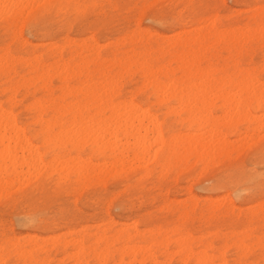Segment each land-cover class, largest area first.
<instances>
[{
    "label": "rangeland",
    "instance_id": "1",
    "mask_svg": "<svg viewBox=\"0 0 264 264\" xmlns=\"http://www.w3.org/2000/svg\"><path fill=\"white\" fill-rule=\"evenodd\" d=\"M0 1H3L0 2V5L4 7L1 8L2 10H5V5H8L7 8L10 10L6 9L11 11L8 13L5 10L4 13L0 9L1 13L3 12L2 14H4L0 15V107L13 113L16 118L14 125L25 129L32 145H34L33 147H36L30 149L32 157L34 154L36 155L32 158L34 161L31 159L30 162H34V166L32 164L30 168H22L24 170L18 167L17 170L19 169V171L17 172V176H20L19 179L13 174L14 172L11 173L7 171L13 170L10 167L11 165L9 166V160H6L7 157H4L6 162L0 161L4 166V168L0 166L1 170L3 169L2 172L0 170L3 178L2 179L0 176V180L2 179L1 182L5 180L2 182L3 184L9 181L10 184L14 185L12 186L9 183L5 185V189L8 187L6 189L7 191H4L6 194L0 191V247L6 245L4 255L7 264H20L17 262L16 256L11 254V251H13L11 245L15 244L16 240H21L25 243V240L32 236H37V240L45 245L46 250L41 257L48 259L47 262L51 264H75L73 262L74 258H69L76 254L75 248L70 246L64 249L61 248V246H56L53 239L57 237V239H61L62 243L64 239L68 242L73 240L76 241V239L80 240L82 236L95 234L98 231V227H104L108 224L112 229L116 225H130L135 221L137 229L144 234L146 241L149 240L151 236L150 231L155 235L157 229H160L163 236L177 227L181 231L180 233H189L194 239H197V242L198 240H204V244H212L213 249L209 252L211 256L217 255L222 251L221 253H224L229 264H234V260L237 258L238 250L236 248V242L238 239L242 238L243 234H250L248 237V239H250L248 242L249 244L264 238V220L263 222L260 220V218L263 217L261 207L264 204V128L263 126L259 127L261 122L253 120L245 123L247 119L244 122L243 118L245 117L243 116L244 114H242L243 118L240 119L243 122H240L239 119V124L235 126L236 122L233 124L234 120L229 121L233 116H230V119L226 121L228 119L227 115H223L224 118L226 117V119L223 120V124L224 122L226 124L228 122V126L225 124L222 125L221 114L224 113L217 109L213 111L210 118L207 116L208 121L210 120L209 122L213 123L212 125L209 123L206 127L202 128L200 124L197 123L190 129L191 120L189 121L187 119L191 118H186L188 114L182 116L175 114L169 115L165 108L159 109L154 107V110H160L158 113L159 123L161 121L160 124H162L166 139L172 138V136L174 138L175 136L178 137L176 134H179V132L181 135L183 133L185 137L193 136L196 132L197 135L198 133L203 135L201 139L205 140L206 143L229 141V144L232 146L238 144V146L235 147L240 148L232 151L231 154L227 156L228 158L222 157L221 159H215L207 168H204L195 157H191L188 165L170 172H163L157 163L150 161L149 164L147 163L149 170H151L148 176H146L147 174L142 170L131 168L119 177L121 180L117 178L102 181L101 179L96 182V180L93 179H79L80 175H77L78 168L82 162L83 164L87 163V158L93 165L103 162V158L97 150L95 148L92 149V144L87 143L86 140L89 139V137L87 139L83 138L86 142L82 140L83 143H87L86 145L81 144L79 147V145L77 146L76 144V141L82 139V137L80 139L79 137L82 136V134L84 136V130L82 129H85L83 128L84 123L83 126H81V122V124H79L78 121L80 119H78V117L77 121L74 119L75 117H71L72 114H76L75 116H77V113L79 114L77 109H75L74 112L66 113L67 115L61 118L58 115L54 117L53 114L48 113L41 117L43 120L38 117V112L31 109V105L36 101L47 100L45 99L46 95L40 89L42 80H44L42 76L45 74L43 70L49 66L62 65L63 62L68 63L72 60L75 61V53L80 51L79 46L82 41H86L89 45L96 42L101 48L100 51L106 61L111 60L114 55L120 59L133 49L132 43L128 39L138 31L143 32L141 35L142 38L152 33L150 35V41L154 42V36L156 35L172 37L182 30L190 32L198 29L196 26L199 25V28H202L205 26L202 20L205 19L216 21L219 30L230 29L236 25L243 26L249 23L256 9L264 8V0H252L253 2L251 0H39L38 2L37 0L38 5H36V2H34V5V3H32L34 0H32V2L29 3L30 7L33 6L35 8L31 7V9L26 7V5V8L23 7L24 4L31 0H27V2L22 0L24 3L22 2L20 6L15 3V0H9L10 2L7 0ZM16 1L21 3L20 0ZM53 4L72 5L73 7L55 9L46 7L47 5ZM114 6L119 7L117 8ZM26 9L28 11L27 14ZM24 10L26 15L23 13ZM154 14H157L155 15L157 17L153 18ZM160 14L163 16L159 19L158 17ZM106 16L108 20L113 21L111 25L110 23L108 25L103 22ZM127 17L133 18L134 24L132 27H128ZM163 17L165 18L163 19ZM41 18H44V20ZM166 18L168 19L167 21ZM162 19L163 21L165 20L162 22L164 24H161ZM36 20L40 23L36 22ZM175 20L178 22L169 23ZM33 24L35 25L33 26ZM64 24L66 25L63 26ZM36 25H38V27ZM94 26L99 27L97 29ZM169 26H176V28L172 27L171 29ZM38 28L41 29L39 30ZM139 40L140 38H137L135 44H137ZM102 44L104 46H102ZM35 54L36 56L34 58L33 56ZM229 57L230 55L227 52L222 53L223 60ZM231 61L232 60H230V63ZM239 61L245 69H252L255 67L259 69L256 72L251 71L252 73L249 75L250 79L256 77L260 79L261 82H264V51L257 42L252 45V50L247 54L244 53V55L239 58ZM35 63H37V65H35ZM44 63H47V66L46 64L44 65ZM250 64L251 67H249ZM39 72H41V75H38ZM36 78H39V80ZM52 81L55 89H58L60 81L56 76ZM138 81L139 77L136 74L126 77L122 94L124 96H129V92H131L133 85ZM59 93V91L56 93V97H58ZM11 96L15 98L13 103H10ZM254 108L255 105H252L249 109V111L252 112V118L256 115L258 119L264 115V110L255 111ZM81 115V121L83 120L82 122H84L86 119L85 112H82ZM217 116H220V119ZM236 116L237 115H235V117ZM53 117L57 122L52 119ZM183 118H186L185 120L187 121ZM236 118L238 119V117ZM236 118L235 121H237ZM34 119L36 120L34 121ZM73 119L76 121V124L75 122H71ZM182 119L185 122H183ZM212 119L217 120L214 121ZM262 120H264V118ZM61 121H64L60 124L61 127L58 124H54L53 126V123ZM47 122H53L51 134L46 133L44 130L45 123ZM263 122L262 124L264 125ZM50 123H47V125ZM70 123L74 125L76 129V125L82 127V129L80 128L83 131L82 133L80 129H77L80 135L77 137L78 140L76 138V141L74 138L78 135L76 134L78 132L73 133L76 129H69L73 127H70ZM88 124L90 125L91 123L88 122ZM221 125L222 127H220ZM8 128L9 129L5 131H9L11 127L9 126ZM66 128L67 131L68 129L69 131H73L72 133L74 135H72L71 132L68 134L70 137L72 136L73 138V136L76 135L73 138V145H76L74 147L69 144V140L72 141V138L70 139L68 135H66V137H68L69 140H67L66 137L63 138L65 135L62 132L66 131ZM205 128L208 129L203 130ZM211 129H213L214 132H212ZM202 130L203 132H201ZM57 131L61 132H59V137L64 135L60 137L62 138L61 141L64 146L62 143H59L60 141L57 142V140H60V138L57 139L58 133L55 135ZM188 132L191 135L188 134ZM3 134H6L3 136L5 138L8 133ZM44 136L47 140L46 144ZM53 137L57 140L54 141ZM4 138L2 139L0 136V149L3 150V146L5 147L3 144H6L7 149L4 148V151L6 149L7 152L4 154L2 151V153L6 155L9 154L8 145L10 141H7V139L4 140ZM120 140L122 141L120 145H122L123 142L126 143L123 139ZM82 141L80 143H82ZM241 145L245 147V149H243ZM82 146H84V148ZM156 147L158 148V146ZM157 148H153V153ZM32 149L34 150L32 151ZM242 149L243 151H241ZM26 151L28 152L27 149ZM34 151L36 152L34 153ZM12 152L13 150L11 153ZM28 153H26L27 155L25 154L26 158L29 156ZM4 155H2V157ZM39 157L41 160L38 159ZM58 159L60 164L63 163V167L57 162ZM71 159L74 160L72 161L73 163L75 162V166L69 167V165L73 164H71L72 161L70 162ZM36 160L37 164L35 162ZM66 160L67 162L69 161V165L65 162ZM6 163L8 167H6ZM67 166L69 168H67ZM73 167L74 170H72ZM20 171H22V173ZM6 172H8V174H6ZM12 178L15 179V182L23 178V182H16V184ZM225 181L228 183L226 184ZM115 184L118 186L116 187ZM214 187L216 189H214ZM209 198L212 199L211 201H216L217 199L218 202H221V204H219L223 211L218 213L215 218L209 219L207 216V218L201 219L200 214L204 210L206 201L210 200ZM193 203L197 204L195 207V214L191 215L188 220L182 219L180 216V204L191 207ZM227 204L233 207L231 211L226 213L225 209ZM22 219H25L24 222ZM33 223L35 226H33ZM156 237L161 238L160 236ZM175 238V236L170 235L171 241H175ZM66 241L64 243H66ZM51 245L52 247H50ZM198 246L200 245L196 244L195 248ZM169 250H171L170 252H174L177 250V247L171 244ZM200 251L201 249H195V252ZM164 252L165 250L163 249L159 251L158 256L160 259ZM252 256L253 259H251ZM263 256L264 249L256 247V251L253 255L248 257V259L250 261H260ZM92 259L93 258H89V261L91 264H95ZM110 264H112V262ZM172 264H180V256H176Z\"/></svg>",
    "mask_w": 264,
    "mask_h": 264
},
{
    "label": "bare ground",
    "instance_id": "2",
    "mask_svg": "<svg viewBox=\"0 0 264 264\" xmlns=\"http://www.w3.org/2000/svg\"><path fill=\"white\" fill-rule=\"evenodd\" d=\"M7 1L10 2L9 0ZM20 1L21 3L20 2L18 3L15 0V3L18 6H20V4L22 5V2L24 3V1L22 0ZM25 1L27 2V0ZM31 2L32 0L24 4L23 7H25L26 5V7H29L30 9L31 7L35 8L33 6L30 7L29 3ZM34 2H36V5H38L37 0L36 1L34 0L32 3ZM2 7L3 6H1L0 9ZM7 9L5 8L6 12L8 13L11 12L8 11ZM5 10L3 9L2 11L5 13ZM27 12L28 11L26 9V14ZM2 13L0 15H4ZM23 13L25 14V10ZM155 15L157 14H154V16L152 15L153 18L157 17ZM162 16L160 14L158 18L160 19V17ZM164 18L165 17H163V19ZM41 19L44 20V18ZM163 19L162 21L160 20L161 24H164L162 23L165 21V20L163 21ZM167 20L168 19L166 18V21ZM211 20L212 19L202 20V23L205 25V26L202 25L204 26L202 28H199L200 26L199 25L196 26L198 27V29H195L190 32L180 30L181 32L177 33L172 37H168V36L162 37L156 35L154 36L155 37L154 42L150 41L151 40L150 35L152 33L149 35L147 34L144 38H142L141 35L143 32L138 31L134 33V35L130 39H128L132 43L133 49L127 52L120 59H118V57L114 55L111 60L106 61L103 58L102 53L100 51L101 48L98 46L96 42H93V44L89 45L86 41H82L79 46L80 51L75 53V58H76L75 61L72 60L69 61L68 63L63 62V64L61 63L62 65L59 66L48 65L49 67H46L47 63H44V65L46 64L45 66L46 68L44 67L45 69L43 70L45 74L42 76V79L44 77V80H42L40 89L46 95L45 99L47 100L36 101L34 104L31 105V109L35 110V112H38L39 114L38 117H40V119H42L41 117L43 115H46L48 113L53 114L54 117L58 115L61 118L67 115L66 113L74 112V110L77 109V112H79V114L77 113V116H75L76 114L74 115L72 113H71L72 115L71 114L70 115L71 117H75L74 119H76V121L78 117V119H80L78 121L79 124L82 123L81 126H83L84 123L83 128L85 129H82V127L76 125L78 130L80 128L84 130L83 132L80 129L81 130L80 132L81 133L83 132L84 136L82 134V136H80L79 139L82 137V139H80L82 141L89 137V139L86 140L87 143L88 144L91 143L92 149L95 148L97 152L100 154V156H102L103 158V162L102 163L99 162L100 164L97 163L98 165L95 163H94L95 165H93L88 158L87 159L85 158L87 160L86 161L87 163H85L84 161L85 164H83L82 162L83 160H82L80 167L78 168L79 165L77 166L78 168L77 175H80L79 179L80 178L82 180L93 179L96 180V182L100 181L101 179L102 181L109 179H117V178L121 180L119 177L124 172L129 171L128 169L131 168L142 170L145 174H147L146 176H148L151 173V170H149L147 163L149 164L150 161L157 163V165H159V167L162 169L163 172L165 171L170 172L174 169H180L183 168L185 165H188L191 157L192 158L195 157L197 161L204 166V168H207L209 164L212 163L215 159L218 158L221 159L222 157L225 158L229 156L232 151L236 150L237 148H240V147L237 148L235 147L238 146V144L232 146L231 144H229V141H222V142L215 141V142L206 143L205 140L201 139L203 135L200 133H198L197 135L196 132L193 136L188 132V134L191 135L188 137L187 136L185 137L183 133L181 135L179 132L181 136L179 134H176L178 135V137L175 136L174 138L172 136V138L166 139L163 133L162 124H160L161 121L159 123L158 113L160 110H154V107H157L159 109L165 108L169 115L175 114L178 116H182L188 114L186 118H191V119H187L189 121L191 120L190 129H192L194 127V124L197 123L200 124L202 128L206 127V125L210 123L209 122L210 120L208 121L207 116H209L210 118L211 115L213 114V111L217 109L221 110V112L224 113L221 114L222 125L225 124L228 126V122L227 124L225 122L223 124V120L226 119V117L224 118L223 115H227L228 119L226 121L230 119V116L235 117V115H237L236 117H238V119L235 117L237 121H235V118L233 117H231L232 119L229 120V121L234 120L233 124L236 122L235 124L236 126L237 124H239L238 122L239 119L243 118L242 114H244L243 115L245 117L243 118L244 122L247 119V122L245 123H248V121L250 122L253 120H257L258 122H261L259 127L263 126L264 128V125L262 124V122L264 121L262 120L264 118V115L262 116L260 115L262 118L259 117L257 119L256 117L258 116L256 115L255 117L252 118V112L249 111L252 105H255L254 108L255 111L264 110V82H261V80L256 77L250 79L249 75L250 73H252L251 71L256 72L259 69H257L256 67L252 69H245L239 61V58L242 57L244 53L247 54L250 50H252V45L255 42H257L258 45L262 47L264 51V8L256 9L253 15L251 16L249 23L243 26L236 25L235 27L230 29L219 30L217 28V22ZM36 22L38 21L36 20ZM34 25L35 24H33V26ZM65 25L66 24H64L63 26ZM36 26L38 27V25ZM94 27L98 29L99 26H94ZM172 27L170 28L172 29ZM174 27L176 28V26ZM137 38H140V40L139 42H137V44H135ZM102 46L104 45L102 44ZM223 52H227L230 55V57L228 59L223 60L222 59ZM35 56L36 54L33 57L35 58ZM230 60H232L231 63ZM35 65H37V63H35ZM249 67H251V64L249 65ZM133 74L138 75L139 81L133 85V88L131 87L132 90L131 92H129L130 95L124 96L122 92L124 90L126 77L131 76ZM38 75H41V72H39ZM55 76L60 81V86L58 87V89L57 88L55 89L52 81L53 78H55ZM37 80H39V78ZM58 91L60 93L58 97H56V93ZM14 99H15L14 96H11L10 103H13ZM82 112H85L86 115L85 116L86 119L84 120V122H82L83 120L81 121V119L83 118L81 115ZM80 115L82 118H80ZM54 117L52 119L56 121ZM74 119L71 122L72 123L75 122L76 124V121H74ZM87 119L90 121H88ZM35 120L36 119H34V121ZM216 120L217 119H215L214 121ZM15 121L16 118L14 117L12 112L4 110L2 107H0V133L1 132L8 133L6 136L7 138L3 137L4 135H6L3 133H1L0 136L2 137V139L4 138V140L7 139V141H10L8 145L9 146L8 152L10 155L9 154L4 155L5 152H7L6 151L7 146L6 144H3L5 145V147L3 146V150L0 149L1 150L0 161H5L4 157H7L6 160L7 159L9 160L10 162L9 166L11 165L10 167L13 169L12 171L11 170H7V171L11 173L14 172L13 174L17 176V172L19 171V169L17 170L18 167L19 168L21 167V170H24L22 168H26V167L30 168L32 167V164L34 166V162H33L34 160L32 158L36 156L34 154L36 151H34V153L32 152L34 154V156L32 157V155L30 154L31 152L30 149L34 145H32V142L29 139L26 130L17 125H14ZM87 121L90 122L91 124L89 125ZM62 122L64 121L58 123H53V122L52 123L53 126L54 124H58L61 127L60 124ZM240 122L243 121H241L240 119ZM47 123L45 124L47 125ZM52 123H50L51 126L50 124H48L47 126L45 125L44 130L46 133H50L53 130ZM212 124L213 123H210V125ZM222 125L220 127H222ZM9 126L11 127L10 130L5 131L6 129H9L8 128ZM70 127L72 128L69 129L72 130L76 129L74 125H71ZM69 129L68 131L67 128L66 131L63 130L65 133L64 132L62 133L65 136L61 134L62 136L60 137L64 136L63 138H65L66 135H68L70 132L72 135H74L73 133L78 132L76 133L78 135L77 136L75 135L76 137L73 136V138L75 137L74 140L76 141V138L80 135L79 134L80 132L77 131V129L75 130V132L71 130L69 131ZM206 129L208 128H205L203 130ZM260 129L263 130L262 128ZM203 130L201 132H203ZM211 131L214 132L213 129H211ZM217 131L220 130L218 129ZM59 132L58 131L55 132V135H57L56 133H58L57 135L58 137L56 136L57 139L60 138ZM68 137L70 139L72 138V136L70 137V135H68ZM68 137H66L67 140H69ZM73 138L72 141L69 140V144L71 145H73L74 143ZM57 139L54 138V141H56ZM120 139H123V141H126V143L123 142L124 144L122 143V145H120L122 142ZM61 140L62 138H60V140H57V142L60 141L59 143H62ZM80 140L76 141L77 143L75 142L77 146L79 145V147L81 146V144L83 145L85 144L83 143V141L82 143H80L81 142ZM46 141L47 140L45 137V144ZM74 146L76 145L74 144L73 147ZM156 146H158V148ZM82 147L84 148V146ZM154 147L157 149L153 153ZM4 148H6L5 151ZM26 149L28 150L29 153L26 151ZM243 149H245V147H243ZM243 149L241 151H243ZM12 150L13 152L11 153ZM33 150L34 149H32V151ZM2 151L4 154L2 153ZM26 153H28L29 155L27 158L25 156ZM2 155L4 156L2 157ZM31 159L33 160L32 161L33 163H30ZM38 159H40V157ZM72 160L73 159H71L70 162ZM73 161L71 162V164L73 163ZM35 162L37 164V160ZM57 162L59 163V159ZM65 162H67V160ZM0 166H3L1 162H0ZM70 166H75V162L72 165H69V167ZM6 167H8L7 163H6ZM40 167H41V163H40ZM69 167L67 166V168ZM72 170H74V167ZM20 172L22 173V171ZM6 174H8V172H6ZM0 176L2 178L1 173ZM19 177L20 176L18 175L17 178L19 179ZM15 179H13V181ZM22 179L23 178H20V180H17L16 182H20V181L23 182ZM4 181L5 180H3L2 182ZM2 182L0 183V191L4 193V191L8 188L7 187L5 189V185L6 184L8 185L9 181L8 183L6 182L5 184H3ZM10 185L14 186L13 184ZM214 189L216 188L214 187ZM209 199L210 200L206 201V204L204 205V210L200 214L201 219H205L207 218V216L209 219L215 218L218 213H221V211H223L220 206L221 202H218L217 199L216 201H211L212 200L211 198ZM196 206L197 204L195 203H193V206L191 207H187L184 204H180L179 208L181 211V215H180L181 218L184 220H188L191 215L195 214ZM232 207L230 204H227L225 212L227 213L228 211H231ZM261 209H262L261 213L263 214L264 217V204L262 205ZM263 217L260 218L261 222H263L264 220ZM24 220L25 219H22L23 222ZM135 223L136 221L130 225H123V226L116 225L112 229L107 224L104 227H98L97 228L98 231L95 234L82 236L80 240L76 239V241L73 240L68 242L64 239V242L66 241V243L64 242L62 243L61 239H57L56 237L55 239H53V242L55 243L56 246H61V248L64 249L70 246L74 247L76 254L73 257H69V258L70 259L74 258L73 262L75 264H91L89 258H93L92 261L95 264H110L111 262L112 264H172L176 256H180V264H229V261L226 259L224 253H221L222 251L219 252L217 255L211 256L209 252L211 249H213L212 244H204L203 243L204 240L203 241L198 240L197 242V239H194L192 235H190L189 233H180L181 231L177 227L170 230L168 233H166L163 236L162 233L160 232V229H157L155 235L152 234V231H150L151 236L149 240L146 241L144 234H142V232L137 229ZM33 226H35V224ZM170 235L175 236L176 240L175 241L172 240L173 241L172 242L170 240ZM156 236H160L161 238H158ZM249 236L250 234L248 235L243 234L242 238L237 240L236 248L238 252H237V258L234 260V264H264V256L260 261H250L248 259V257L254 254V252L256 251V247L264 249V238L263 239L257 238L258 241L256 242L253 241L254 243L249 244L248 243L250 241V239H248ZM36 237L32 236L31 238H27V240H25V243H23L24 241L16 240V243L11 245V247H13V251H11V254L16 256L17 262H19L20 264H51L50 262H47L48 259L41 257L45 253L46 247L44 244L39 242ZM171 244H174L175 247H177V250H175L174 252H170L171 250H169ZM196 244L200 246L195 248ZM50 247H52V245ZM161 249L165 250V252L163 253L160 259L158 253ZM195 249H201V251L195 252ZM5 251H6V245L1 246L0 264H7L4 255ZM251 259H253V256Z\"/></svg>",
    "mask_w": 264,
    "mask_h": 264
},
{
    "label": "snow or ice",
    "instance_id": "3",
    "mask_svg": "<svg viewBox=\"0 0 264 264\" xmlns=\"http://www.w3.org/2000/svg\"><path fill=\"white\" fill-rule=\"evenodd\" d=\"M7 7H8V5H5V8H7ZM46 7L51 8V9H55V8H65V7L71 8L73 6L72 5H47ZM76 7H81V6H76ZM114 7L118 8L119 6H114ZM145 7H147V6H145ZM103 22L105 24H109V23H112L113 21L108 20V18L106 16ZM170 22L171 23H177L178 21H170ZM133 24H134L133 18L132 17H127V25H128V27H132Z\"/></svg>",
    "mask_w": 264,
    "mask_h": 264
}]
</instances>
